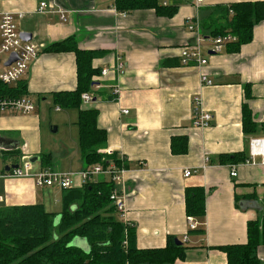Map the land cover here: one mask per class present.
<instances>
[{
	"label": "crops",
	"instance_id": "obj_1",
	"mask_svg": "<svg viewBox=\"0 0 264 264\" xmlns=\"http://www.w3.org/2000/svg\"><path fill=\"white\" fill-rule=\"evenodd\" d=\"M41 1L0 0V16L15 13L19 30L31 33V41L40 47L22 79L27 89L22 97L36 102L35 110L29 114L0 111V135L17 142L13 149L0 147V207L40 203L49 212L59 215L62 211L61 188L39 187L31 177L1 175L7 165L19 161L23 165L31 156L40 157L31 163L33 170L43 168L41 154H51L52 169L73 173V187L83 184L81 172L86 164L79 142V110L55 105L53 96L76 89L77 55L71 49L49 48L74 38L79 48L96 52L93 67L109 69L107 75L94 76L93 101L83 100L82 107L99 109L98 125L108 133L105 152L112 149L128 169L116 188L125 203V220L136 228L138 246L163 247L167 235L175 234L187 246L185 258L176 264H227V254L220 246L247 242L248 223L261 216L264 203V156L247 162L250 140L264 137V20L255 26L250 42L238 49L227 46L218 53L208 50L210 31L202 26L213 16L218 18V5L262 0H205L200 4L197 0H163L164 5L176 7L172 16L154 8L125 13L117 10L115 0H45L48 7L39 13ZM192 20L199 22V32L188 28ZM219 21L225 24L223 18ZM202 37L208 63L183 65L181 49ZM119 57L125 64L122 74L116 71ZM4 65L3 56L0 70ZM203 73L211 85L203 84ZM197 95L213 114L212 123L205 127L193 124ZM51 101L56 112L65 111L63 117L52 119L41 111ZM243 103L257 123L252 133L243 128ZM61 125L69 147L64 140L56 154L48 134L60 131ZM179 136L187 138V150L182 153L172 149L173 138ZM15 151L20 158L12 156ZM241 152L247 155L244 162L221 161V154ZM232 165L237 166L236 177L231 175ZM186 170L192 173L186 176ZM189 186L205 189L206 214L203 220L194 221L204 233H189L190 217L185 210ZM244 201H256L259 207ZM258 255L264 264V245Z\"/></svg>",
	"mask_w": 264,
	"mask_h": 264
},
{
	"label": "trees",
	"instance_id": "obj_2",
	"mask_svg": "<svg viewBox=\"0 0 264 264\" xmlns=\"http://www.w3.org/2000/svg\"><path fill=\"white\" fill-rule=\"evenodd\" d=\"M163 0H115L118 11L129 13L137 9L154 8L159 14L172 16L175 6ZM215 15L203 30L212 37L231 34L236 39L227 43L238 49L253 39L254 29L264 20V1H240L230 5H218ZM224 19L222 24L220 19ZM203 38V37H202ZM205 39V38H203ZM55 51L71 49L77 55L78 84L75 90L53 94L55 105L61 108H78L79 142L86 168L95 164L107 165L109 161L124 165L114 153H105L108 133L98 125L99 109L82 107V94L94 93V76L101 69L93 67L96 52L78 47L74 38L52 44ZM24 80L17 86L0 79V98H19L26 93ZM247 96L250 93L247 89ZM111 98V97H110ZM113 100L117 96L112 97ZM243 128L252 133L257 130L253 112L243 103ZM181 144V145H180ZM172 149L176 153L187 150L185 136L174 137ZM12 156L20 158V153ZM221 161L244 162L243 152L221 154ZM51 154H41L43 168L52 167ZM16 163H20L16 162ZM126 167V166H125ZM6 169L2 170L5 173ZM116 185L106 177H99L81 186L62 189V211L49 212L43 204H28L0 207V264H176L185 258L187 246L175 234H168L163 247L141 248L137 243V231L132 223L125 222L118 214L111 199ZM185 210L194 221L203 220L206 214V193L203 186H189L185 190ZM197 222V221H196ZM198 227V226H197ZM189 228V233L201 232L202 228ZM88 240L90 251L70 246L75 237ZM181 241V244L177 243ZM264 245V203L261 216L248 223V240L245 243L220 246L227 254V264H261L258 250Z\"/></svg>",
	"mask_w": 264,
	"mask_h": 264
},
{
	"label": "built area",
	"instance_id": "obj_3",
	"mask_svg": "<svg viewBox=\"0 0 264 264\" xmlns=\"http://www.w3.org/2000/svg\"><path fill=\"white\" fill-rule=\"evenodd\" d=\"M205 0H197V3H203ZM48 7V3L43 0L40 2L38 12L43 13ZM64 18L65 16L62 15ZM188 28L192 31L199 32L201 26L198 21H189ZM236 38L231 34L219 35L216 37H210V43L208 50L213 53L222 52L227 43L234 41ZM203 38H200L193 45H186L181 49L180 61L183 65H196L198 67L204 66L208 63V58L203 55ZM40 47L31 40H24L21 37V31L15 19V13L13 12H2L0 16V57H5V62L10 58L13 53L17 54V59L10 65L0 70V79L6 84H14L22 80L28 73L31 63L36 59L39 54ZM116 71L120 74L125 72V64L122 57L118 59V65ZM109 72L108 68L101 70V75H107ZM203 84L211 85L213 82L209 79L206 73L201 75ZM119 92L117 87L114 90L115 95ZM82 99L88 103L93 101V93L85 92L82 94ZM4 109H12L16 112L29 114L35 110V103L25 97L11 98L4 97L0 98V111ZM128 113V110H124ZM213 114L207 111L203 105L200 96H195L193 100V124L196 127H205L212 123ZM109 155L115 152L112 149H108ZM256 156H264V137H254L250 140V158L247 162H253ZM32 162L29 160L23 165H19L17 168H13L9 172L2 173L5 177L15 178H26L31 177L35 180V183L39 187H54L57 186L61 189L73 187V173L59 171L51 168H41L38 171L33 170ZM127 167L124 165L117 164L115 161H109L107 165L95 164L85 168L81 172L83 184L89 181H95L99 177L104 176L107 179L113 181L115 185L121 182L127 172ZM192 173L191 170H186L185 175L189 176ZM237 166L232 165L231 175L237 176ZM118 214L123 218L125 222V203L123 198L119 195L117 188L114 189L111 194ZM2 198L0 197V202ZM130 223V222H128ZM191 228H196L197 224L190 219ZM188 236L185 235L184 240L186 241Z\"/></svg>",
	"mask_w": 264,
	"mask_h": 264
},
{
	"label": "water",
	"instance_id": "obj_4",
	"mask_svg": "<svg viewBox=\"0 0 264 264\" xmlns=\"http://www.w3.org/2000/svg\"><path fill=\"white\" fill-rule=\"evenodd\" d=\"M21 37L24 39V40H31L32 39V34L29 33V32H21ZM212 53V52H210ZM17 54L16 53H13L10 58L5 62V65L8 66L10 65L13 61H15L17 59ZM57 130V128L55 129ZM17 146V142L12 140V139H9L7 137H4V136H1L0 135V147L1 148H9V149H13ZM39 156H31L29 158V160L31 162H35L37 160H39ZM19 163H14V164H10V165H7L6 166V170H10L12 168H17L19 167ZM242 204H246V205H251V206H258L257 202L256 201H244V203L242 202ZM259 207V206H258ZM61 218V215H57V217L55 218V223L57 224L59 222ZM177 243L181 244V241L180 240H177ZM70 246H77V247H80L82 248L83 250H85L86 252H89L90 251V245L88 243V240L86 238H82V237H75L72 239V241L69 243Z\"/></svg>",
	"mask_w": 264,
	"mask_h": 264
},
{
	"label": "rangeland",
	"instance_id": "obj_5",
	"mask_svg": "<svg viewBox=\"0 0 264 264\" xmlns=\"http://www.w3.org/2000/svg\"><path fill=\"white\" fill-rule=\"evenodd\" d=\"M55 108H56L55 105L51 101L50 103L48 102L45 105H43L42 108H41V111L46 112V114L50 115V117L52 119L53 118L55 119L57 117H63L65 111L56 112ZM51 126L56 127V123H52ZM51 129H52V127H50V130ZM65 132H66L65 128L61 125L60 131H55V132L50 131L49 134H48V135H50V142L54 145L53 150H54V152L56 154L60 150V148H58L59 146L63 147L64 145H66L67 147H69V144H68L69 139H68V137H65V134H66ZM64 140H65V143H64ZM63 143H64V145H63Z\"/></svg>",
	"mask_w": 264,
	"mask_h": 264
},
{
	"label": "bare ground",
	"instance_id": "obj_6",
	"mask_svg": "<svg viewBox=\"0 0 264 264\" xmlns=\"http://www.w3.org/2000/svg\"><path fill=\"white\" fill-rule=\"evenodd\" d=\"M13 169V168H12ZM7 171V170H6ZM191 219V218H190ZM193 220V219H192ZM193 222H194V220H193ZM196 223V222H195ZM190 227H191V224H190ZM197 227V226H196Z\"/></svg>",
	"mask_w": 264,
	"mask_h": 264
}]
</instances>
